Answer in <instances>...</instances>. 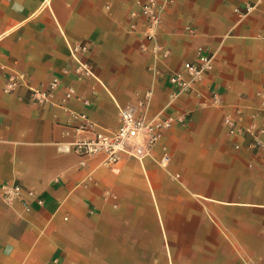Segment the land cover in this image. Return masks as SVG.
I'll use <instances>...</instances> for the list:
<instances>
[{"label": "crops", "instance_id": "0c3cea01", "mask_svg": "<svg viewBox=\"0 0 264 264\" xmlns=\"http://www.w3.org/2000/svg\"><path fill=\"white\" fill-rule=\"evenodd\" d=\"M160 1L157 41L169 56L156 74L143 20L131 16L145 0H0V186L20 183L44 202L27 212L0 200V264H262L264 147L228 135L222 118L235 106L243 126L264 128V0ZM252 2L244 16L234 11ZM81 42L94 71L83 80L70 53ZM201 48L216 52L212 67L171 100L170 71ZM17 72L34 87L59 77L53 102L30 101L25 87L6 92ZM147 91L149 117L185 123L167 128L142 162L123 155L112 170L96 154L82 166L72 143L116 129L118 105ZM75 113L95 127L79 128Z\"/></svg>", "mask_w": 264, "mask_h": 264}, {"label": "built area", "instance_id": "2783aa9c", "mask_svg": "<svg viewBox=\"0 0 264 264\" xmlns=\"http://www.w3.org/2000/svg\"><path fill=\"white\" fill-rule=\"evenodd\" d=\"M257 2L248 3L244 9L235 8L234 11L239 16H244L255 8ZM165 6V1L145 0L140 4L139 9L132 11V18L137 21L142 19L144 23L145 40L149 43L147 48L153 56V65L150 69L158 73V66L164 64V60L169 56V49L157 41L158 28L161 22V15ZM134 24L131 30H136ZM188 30H190L188 28ZM146 48V46H145ZM91 45L88 42H81L70 45L72 70L77 78L83 80L94 76V71L89 59ZM215 51L208 53L204 49H199L196 60L183 61L180 66L171 70L168 81L174 87L171 100L181 93L195 90L196 83L207 72L213 64ZM61 79L55 77L46 87L32 86L28 81L26 74L14 73L7 77L4 90L8 93H14L21 88L28 89L30 101L39 104H51L56 89L60 86ZM75 95L72 87H69L65 93L64 99H71ZM151 92L147 91L139 99L135 106L118 105V126L116 129L97 128L94 136L88 139H79L72 143L71 150L77 153L81 159V165H85V159L92 155L103 154L104 164L110 169H116L123 155H130L142 162L151 152L152 148L159 142L162 133L174 123H185L183 116H169L161 113L153 117L147 115V106L150 101ZM210 103L216 104L219 95L212 92L209 95ZM241 109L233 107L223 115L222 122L225 131L231 136H241L247 134L250 141L248 148L259 149L264 147V128L256 125L243 126L240 122ZM84 120V125L79 128L95 127L89 117L85 114H77ZM235 147H240L236 143ZM159 160L161 167H167L170 161V155L165 147ZM177 178V177H176ZM116 201L117 196L107 192V197ZM0 200L3 204L12 206L14 203H21L27 212L32 211V204L42 205L44 202L39 198L35 190L28 188L17 182H7L0 186ZM264 264V260L262 262Z\"/></svg>", "mask_w": 264, "mask_h": 264}, {"label": "rangeland", "instance_id": "374dc122", "mask_svg": "<svg viewBox=\"0 0 264 264\" xmlns=\"http://www.w3.org/2000/svg\"><path fill=\"white\" fill-rule=\"evenodd\" d=\"M139 101V100H138Z\"/></svg>", "mask_w": 264, "mask_h": 264}]
</instances>
